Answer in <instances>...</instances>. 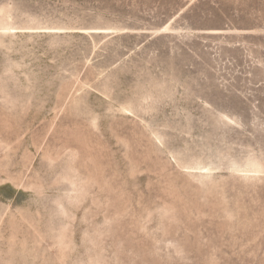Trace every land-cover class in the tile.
<instances>
[{"label":"rangeland","instance_id":"374dc122","mask_svg":"<svg viewBox=\"0 0 264 264\" xmlns=\"http://www.w3.org/2000/svg\"><path fill=\"white\" fill-rule=\"evenodd\" d=\"M0 264H264V0H0Z\"/></svg>","mask_w":264,"mask_h":264}]
</instances>
